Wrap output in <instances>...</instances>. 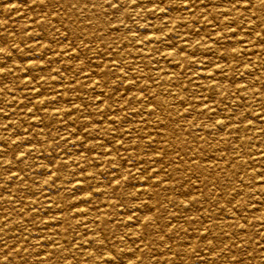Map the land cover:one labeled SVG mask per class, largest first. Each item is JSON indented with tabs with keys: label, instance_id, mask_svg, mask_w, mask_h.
<instances>
[{
	"label": "rangeland",
	"instance_id": "obj_1",
	"mask_svg": "<svg viewBox=\"0 0 264 264\" xmlns=\"http://www.w3.org/2000/svg\"><path fill=\"white\" fill-rule=\"evenodd\" d=\"M0 264H264V0H0Z\"/></svg>",
	"mask_w": 264,
	"mask_h": 264
},
{
	"label": "bare ground",
	"instance_id": "obj_2",
	"mask_svg": "<svg viewBox=\"0 0 264 264\" xmlns=\"http://www.w3.org/2000/svg\"><path fill=\"white\" fill-rule=\"evenodd\" d=\"M139 1V0H138ZM135 12V11H134ZM146 21V20H145ZM169 146V145H168Z\"/></svg>",
	"mask_w": 264,
	"mask_h": 264
}]
</instances>
